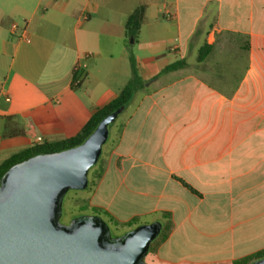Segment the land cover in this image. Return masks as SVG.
Instances as JSON below:
<instances>
[{
	"label": "crops",
	"instance_id": "crops-1",
	"mask_svg": "<svg viewBox=\"0 0 264 264\" xmlns=\"http://www.w3.org/2000/svg\"><path fill=\"white\" fill-rule=\"evenodd\" d=\"M132 64L141 84L111 123L90 215L121 234L159 222L151 264L253 262L264 250V0H0V164L77 135Z\"/></svg>",
	"mask_w": 264,
	"mask_h": 264
},
{
	"label": "water",
	"instance_id": "water-1",
	"mask_svg": "<svg viewBox=\"0 0 264 264\" xmlns=\"http://www.w3.org/2000/svg\"><path fill=\"white\" fill-rule=\"evenodd\" d=\"M122 111L106 115L81 144L31 156L0 176V264H148L145 257L160 232L159 222L117 237L99 215L60 223L64 195L88 186V171ZM249 264H264V258Z\"/></svg>",
	"mask_w": 264,
	"mask_h": 264
},
{
	"label": "trees",
	"instance_id": "trees-1",
	"mask_svg": "<svg viewBox=\"0 0 264 264\" xmlns=\"http://www.w3.org/2000/svg\"><path fill=\"white\" fill-rule=\"evenodd\" d=\"M144 5H140L137 7L127 18L126 21V29L128 33L132 36H135L142 21L144 18ZM202 57V56H201ZM181 65L180 62H175L169 66H167L164 70H172ZM141 84L140 79L135 71L134 65L132 64V76L126 85L119 91L117 96L110 101L108 104L103 106L100 109H97L88 119V121L84 124L81 130L74 137L56 142L54 144H41L39 146H34L32 148L26 149L6 161L0 164V176L13 164L20 162L24 159H27L31 156L43 153H50L61 151L64 149L75 147L81 144L95 129L97 124L109 113L115 111L119 107H125L128 105L133 92L139 87ZM264 258V250L257 253L256 256L252 259V261ZM244 264H248L244 263Z\"/></svg>",
	"mask_w": 264,
	"mask_h": 264
},
{
	"label": "rangeland",
	"instance_id": "rangeland-1",
	"mask_svg": "<svg viewBox=\"0 0 264 264\" xmlns=\"http://www.w3.org/2000/svg\"><path fill=\"white\" fill-rule=\"evenodd\" d=\"M113 124V123H112ZM112 124L109 125L108 130L109 134L112 129ZM108 140L104 143L102 146V151L99 157V160L102 158V154L104 152V148L106 146V143ZM99 160L89 169L88 171V186L83 190H68L66 194L63 197L62 200V209H61V217H60V223L62 224H68L72 219L82 216V215H90V213L94 212L90 209L88 205V201L85 199V195L87 193V190L91 188L92 185V177L94 175V171L96 166L99 164ZM83 192V193H81ZM110 229V233L112 237L121 236L122 234L119 232H116L112 228ZM124 234V233H123ZM145 261L148 264L150 263L149 257L146 255Z\"/></svg>",
	"mask_w": 264,
	"mask_h": 264
},
{
	"label": "built area",
	"instance_id": "built-area-1",
	"mask_svg": "<svg viewBox=\"0 0 264 264\" xmlns=\"http://www.w3.org/2000/svg\"><path fill=\"white\" fill-rule=\"evenodd\" d=\"M11 29H12L13 31L17 30V29H18L17 24H16V23H12V24H11ZM21 32H22V35H23V33H24V29H22ZM78 68H79L78 65H76V66L74 67V70L77 71ZM78 82H79V79H76L75 83H78ZM38 140H41V139L38 138Z\"/></svg>",
	"mask_w": 264,
	"mask_h": 264
}]
</instances>
